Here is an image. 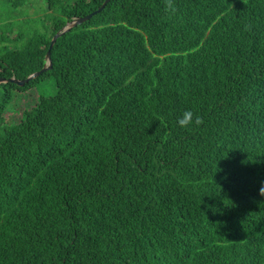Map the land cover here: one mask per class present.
Here are the masks:
<instances>
[{"label": "trees", "instance_id": "16d2710c", "mask_svg": "<svg viewBox=\"0 0 264 264\" xmlns=\"http://www.w3.org/2000/svg\"><path fill=\"white\" fill-rule=\"evenodd\" d=\"M105 2L46 0L0 77ZM174 2L109 0L0 83V264H264V0Z\"/></svg>", "mask_w": 264, "mask_h": 264}, {"label": "rangeland", "instance_id": "374dc122", "mask_svg": "<svg viewBox=\"0 0 264 264\" xmlns=\"http://www.w3.org/2000/svg\"><path fill=\"white\" fill-rule=\"evenodd\" d=\"M47 3L46 0H28L23 6L12 7L8 4L0 5V35L6 34L13 37L19 33L28 36L33 32L45 31ZM9 37V38H10ZM32 95L26 92L22 97L16 98L4 113L10 121H19L23 118L25 110L32 108L39 95H53L56 93V84L53 78H48L44 83L37 84L32 89ZM30 95V97H29ZM30 98H33L32 101Z\"/></svg>", "mask_w": 264, "mask_h": 264}, {"label": "water", "instance_id": "95a60500", "mask_svg": "<svg viewBox=\"0 0 264 264\" xmlns=\"http://www.w3.org/2000/svg\"><path fill=\"white\" fill-rule=\"evenodd\" d=\"M109 0H106V2L97 10H101L104 5L108 2ZM97 11H94L84 17H80V18H77V19H74L70 22L67 23V25L58 33H56L50 43V47L47 51V64L39 71L37 72H34L32 74H30L27 78L25 79H18V78H15V77H10V78H5V77H0V83H7V82H11V83H16L20 86H24L26 82H28L29 80H31L32 78H35L36 76L40 75L43 71H46L48 69H50L52 67V62H51V49L56 41V39L60 36L61 33L69 30L72 26H75L77 24H80L86 20H88L93 14H95Z\"/></svg>", "mask_w": 264, "mask_h": 264}, {"label": "clouds", "instance_id": "9594fccd", "mask_svg": "<svg viewBox=\"0 0 264 264\" xmlns=\"http://www.w3.org/2000/svg\"><path fill=\"white\" fill-rule=\"evenodd\" d=\"M164 11L168 15H175L177 13V7L174 0H164ZM245 31L250 30L249 25L244 26ZM178 125L181 128L190 129L191 126H200L204 123L203 119L195 115L191 110H185L177 120ZM260 195L264 196V186L260 188Z\"/></svg>", "mask_w": 264, "mask_h": 264}]
</instances>
